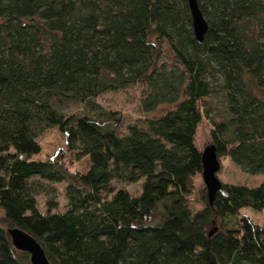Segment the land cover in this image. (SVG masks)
<instances>
[{
    "label": "trees",
    "instance_id": "trees-1",
    "mask_svg": "<svg viewBox=\"0 0 264 264\" xmlns=\"http://www.w3.org/2000/svg\"><path fill=\"white\" fill-rule=\"evenodd\" d=\"M196 1L201 42L188 0H0V264H31L13 226L49 264H264V225L239 213L264 209V0ZM163 41L172 64L159 63ZM136 85L141 112L174 107L121 129L97 98ZM203 121L218 159L262 180L222 183L212 204L204 192L183 214ZM54 127L86 171L33 158ZM144 172L140 193L113 189ZM52 183H65V207L46 200L42 213Z\"/></svg>",
    "mask_w": 264,
    "mask_h": 264
},
{
    "label": "rangeland",
    "instance_id": "rangeland-1",
    "mask_svg": "<svg viewBox=\"0 0 264 264\" xmlns=\"http://www.w3.org/2000/svg\"><path fill=\"white\" fill-rule=\"evenodd\" d=\"M162 56L159 63H173V53L169 45L163 41ZM258 92V91H256ZM141 98V86H131L125 90L109 91L103 93L97 98L98 103L107 111L114 112L116 115L115 121L119 122L121 129L126 124L138 122L144 118H157L163 115L166 111L172 109L174 105L162 104L155 110L149 113H143L139 108V101ZM74 109L73 105L64 103L63 111L70 112ZM210 126L206 121H203L197 126L195 135V144L199 150H202L206 145L211 143ZM41 151L35 155L34 159L40 160H59L64 161L70 172H84L87 170L89 162L88 158L84 157L81 160H75L66 150L65 137L63 133L56 127L45 130L38 138ZM65 155V156H64ZM64 156V158H63ZM220 166L217 171V177L221 183H236L255 186L262 180L261 174H251L243 171L239 166L232 162L229 157H222ZM144 173L138 174L130 183L113 182V189L124 188L130 194L135 195L140 193L141 184ZM181 200L179 203L180 212L189 214L202 207L201 196L206 193L205 184L202 179V174L199 169L195 170L189 176L181 180ZM65 183H52L45 185V193L37 197L38 209L46 212V200L51 202L50 212H62L65 207L66 198L64 195ZM240 214H246L254 221L264 225V209L253 210L245 207L240 209ZM0 210V216H2Z\"/></svg>",
    "mask_w": 264,
    "mask_h": 264
},
{
    "label": "water",
    "instance_id": "water-1",
    "mask_svg": "<svg viewBox=\"0 0 264 264\" xmlns=\"http://www.w3.org/2000/svg\"><path fill=\"white\" fill-rule=\"evenodd\" d=\"M188 5L192 17L194 36L198 42H201L204 32L207 29V22L205 21L196 0H188ZM219 166L220 163L216 154L215 145L210 143L201 150V174L209 204H212L216 192L222 186L221 181L217 177ZM7 232L15 249L29 253L31 264H49L43 248L33 236L19 227L14 226L9 227Z\"/></svg>",
    "mask_w": 264,
    "mask_h": 264
}]
</instances>
